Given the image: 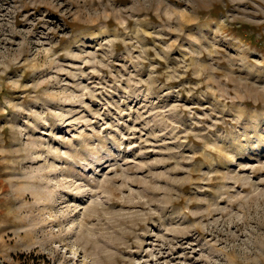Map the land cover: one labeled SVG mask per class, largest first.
<instances>
[{
    "label": "rangeland",
    "instance_id": "1",
    "mask_svg": "<svg viewBox=\"0 0 264 264\" xmlns=\"http://www.w3.org/2000/svg\"><path fill=\"white\" fill-rule=\"evenodd\" d=\"M0 264H264V0H0Z\"/></svg>",
    "mask_w": 264,
    "mask_h": 264
}]
</instances>
